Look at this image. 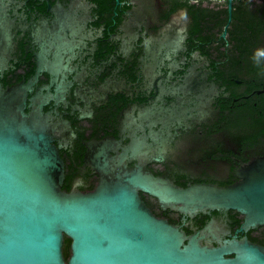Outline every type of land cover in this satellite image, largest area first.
Instances as JSON below:
<instances>
[{
    "label": "flooded vegetation",
    "instance_id": "af4514ba",
    "mask_svg": "<svg viewBox=\"0 0 264 264\" xmlns=\"http://www.w3.org/2000/svg\"><path fill=\"white\" fill-rule=\"evenodd\" d=\"M15 86L65 191H93L119 158L181 187L234 184L264 157V0H0V91ZM139 195L187 234L212 220L264 247L234 210L183 219Z\"/></svg>",
    "mask_w": 264,
    "mask_h": 264
},
{
    "label": "water",
    "instance_id": "95a60500",
    "mask_svg": "<svg viewBox=\"0 0 264 264\" xmlns=\"http://www.w3.org/2000/svg\"><path fill=\"white\" fill-rule=\"evenodd\" d=\"M25 95L23 86L0 91V264H264L263 246L220 238L212 220L187 234L156 217L139 195L183 219L234 210L243 216L237 232H246L264 226V157L244 166L234 184L186 187L129 170L119 158L102 166L93 191H65L46 119L40 110L25 111Z\"/></svg>",
    "mask_w": 264,
    "mask_h": 264
},
{
    "label": "trees",
    "instance_id": "16d2710c",
    "mask_svg": "<svg viewBox=\"0 0 264 264\" xmlns=\"http://www.w3.org/2000/svg\"><path fill=\"white\" fill-rule=\"evenodd\" d=\"M69 244H70V239L67 237H64L63 244H62V251H63V256L67 260L70 254V249H69Z\"/></svg>",
    "mask_w": 264,
    "mask_h": 264
}]
</instances>
